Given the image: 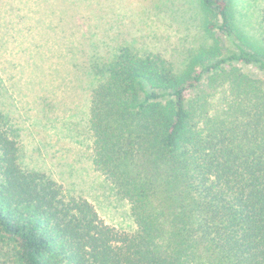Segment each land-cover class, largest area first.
Here are the masks:
<instances>
[{
    "label": "trees",
    "instance_id": "16d2710c",
    "mask_svg": "<svg viewBox=\"0 0 264 264\" xmlns=\"http://www.w3.org/2000/svg\"><path fill=\"white\" fill-rule=\"evenodd\" d=\"M196 5L208 40L181 69L131 44L89 61L92 164L134 232L23 168L0 110V264H264V8L254 40L232 0Z\"/></svg>",
    "mask_w": 264,
    "mask_h": 264
},
{
    "label": "rangeland",
    "instance_id": "374dc122",
    "mask_svg": "<svg viewBox=\"0 0 264 264\" xmlns=\"http://www.w3.org/2000/svg\"><path fill=\"white\" fill-rule=\"evenodd\" d=\"M198 0H0V110L19 132L23 168L50 175L88 200L105 224L134 232L130 204L95 171L85 107L90 58L131 44L175 69L207 42ZM247 37L263 34L264 0H232ZM250 76L252 66L240 65Z\"/></svg>",
    "mask_w": 264,
    "mask_h": 264
}]
</instances>
